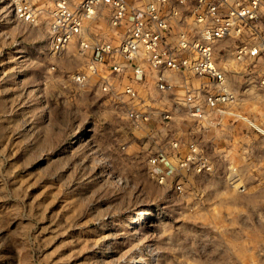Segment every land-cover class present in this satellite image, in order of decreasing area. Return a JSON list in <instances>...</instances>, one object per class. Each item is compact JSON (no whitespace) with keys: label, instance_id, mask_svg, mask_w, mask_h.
<instances>
[{"label":"rangeland","instance_id":"374dc122","mask_svg":"<svg viewBox=\"0 0 264 264\" xmlns=\"http://www.w3.org/2000/svg\"><path fill=\"white\" fill-rule=\"evenodd\" d=\"M11 18L0 0V264H264V176L159 182L108 98L62 83ZM256 77L231 82L264 125Z\"/></svg>","mask_w":264,"mask_h":264},{"label":"built area","instance_id":"2783aa9c","mask_svg":"<svg viewBox=\"0 0 264 264\" xmlns=\"http://www.w3.org/2000/svg\"><path fill=\"white\" fill-rule=\"evenodd\" d=\"M9 7L13 21L43 34L62 83L100 92L123 115L129 141L159 182L170 174L245 176L215 150L211 131L243 125L246 137L264 138V125L241 109L247 87L231 82L257 72L264 89V0H9ZM71 47L73 62L62 66Z\"/></svg>","mask_w":264,"mask_h":264},{"label":"crops","instance_id":"0c3cea01","mask_svg":"<svg viewBox=\"0 0 264 264\" xmlns=\"http://www.w3.org/2000/svg\"><path fill=\"white\" fill-rule=\"evenodd\" d=\"M242 128L243 125L224 131L212 130L215 150L223 153L226 161L236 166L242 175L264 176V138H248Z\"/></svg>","mask_w":264,"mask_h":264},{"label":"bare ground","instance_id":"6f19581e","mask_svg":"<svg viewBox=\"0 0 264 264\" xmlns=\"http://www.w3.org/2000/svg\"><path fill=\"white\" fill-rule=\"evenodd\" d=\"M132 263L136 264L137 263V260H132Z\"/></svg>","mask_w":264,"mask_h":264}]
</instances>
